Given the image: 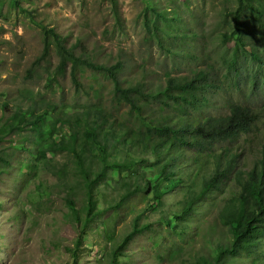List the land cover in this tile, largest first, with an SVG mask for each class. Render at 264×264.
Instances as JSON below:
<instances>
[{"label":"rangeland","instance_id":"1","mask_svg":"<svg viewBox=\"0 0 264 264\" xmlns=\"http://www.w3.org/2000/svg\"><path fill=\"white\" fill-rule=\"evenodd\" d=\"M114 2L0 0V156L7 160L6 164L0 159V264H195L198 258L211 260L218 246L229 243V228L221 224L218 213L226 199L238 191L234 176L224 181L218 191L213 190L196 201L188 222L176 224L180 228L185 226V233L176 235L167 221H173V214L185 200L197 195L199 181L194 180V185L188 188L190 182L185 179L173 190L164 192L156 207L151 201L152 194L144 197L141 192L127 194L120 186V181L129 178L139 166L124 170L109 167L99 186L102 193L97 201V216L75 249L82 228L65 203V195L73 193L77 205L83 208L86 195L78 183L79 177L70 168V182H67L72 188L64 189L59 185V175L49 173L41 162L29 163L31 144L25 137L31 131H10L5 124L16 105H26L21 98L24 95L50 97L56 103H64L69 112L75 109L82 112L89 104L100 103L118 119L126 120L132 129L144 122L161 123L163 118L164 125L173 123L174 128L197 124L207 117L227 115L229 105L234 102H248L256 111L261 108V102L257 103L262 100L260 93L252 100L248 93L249 83L264 73V63L259 66L231 38L238 0ZM252 3L264 13V0ZM246 13L242 19L246 50H255L264 59V15L259 17L253 7ZM145 21L151 24V29L157 25L158 34L147 31ZM45 29H52L64 39L67 48L87 54L93 63L110 65L121 61L123 66L117 76L123 87L142 83L146 92L156 95L166 87L168 78L182 81L194 78L202 70L209 73L213 86L207 90L206 103L205 93L199 97L197 110L171 98L168 108L150 96L142 113L131 111L125 102L119 104L113 100L112 80L102 71L89 67L81 70L84 92H75L68 67L64 76L54 80L50 90L45 84L50 76L49 62L43 60L34 65L45 41L50 44L47 57L50 65L57 62L53 39L44 35ZM235 56L239 57L237 76L228 69V62ZM28 69L32 71L28 73ZM6 102L8 110L3 107ZM178 105L183 106V112L177 110ZM56 127L62 134L67 126ZM263 139L264 111L261 110L260 120L249 133L240 135L234 142L216 143L213 151L217 155L240 148L241 159L236 162L235 170L251 169ZM48 155L56 156L59 163L67 159L66 152L49 151ZM194 156L186 150L184 160L175 167L177 176L182 175L183 180L187 173L201 170L200 167H206L210 173L214 168L212 158L203 156L193 162ZM68 165L72 166V162ZM141 170L153 176L154 169L149 165L141 166ZM84 215L81 213L82 218ZM133 230L136 232L115 255L114 251ZM255 259L264 261V242L260 243L257 254L242 253L228 262L250 264Z\"/></svg>","mask_w":264,"mask_h":264},{"label":"trees","instance_id":"2","mask_svg":"<svg viewBox=\"0 0 264 264\" xmlns=\"http://www.w3.org/2000/svg\"><path fill=\"white\" fill-rule=\"evenodd\" d=\"M110 2L115 4L114 0H110ZM252 2L253 0H238V7L233 14L235 30L232 31L231 38H234L238 49L247 52L250 58L261 66L264 59L259 53L255 50H246V40L242 29V19L247 16V9L253 7V12L259 17L264 15L262 11L254 8ZM150 25L145 21L147 31L158 34L157 25H154L153 29L150 28ZM43 32L45 36H50L53 39L57 62L50 65V61L47 59L50 44L45 41L42 53L34 65L40 64L43 60L49 62L47 68H49L50 76L46 79L45 84L50 90L54 80L64 76L65 69L68 67L75 92H84L85 86L81 81V70L82 67H89L102 71L112 80L113 100L119 104L125 102L130 105L131 111L142 113L144 104L149 102L150 96L157 98L168 108L171 107V103L168 102L171 98L178 104L187 103L197 110L199 109L198 104L201 103L199 97H204L205 93L206 103L207 90L211 85L213 86L209 73L202 70L197 71L194 78L182 79V81L168 78L166 87L156 95L146 92L142 83L123 87L117 76V71L123 66L121 61L110 65L93 63L87 54H77L73 47L67 48L64 39L52 29H45ZM238 58L235 56L228 62V69L234 71L236 76L239 74ZM31 71L32 69H28V73ZM249 84V99L252 100L259 93V96L262 97L261 101H257V103L261 102V108L258 111L248 102L245 104L234 102L229 105L227 115L207 117L203 122L193 125L184 124L175 128L172 127L173 123L164 125L163 122L166 119L163 118L161 123L144 122L137 124L139 126L137 129H132L126 125V120L118 119L100 103H91L82 112H78V109L69 112L65 109L66 106H63L64 103H56L50 97L36 98L28 95L21 97L26 101V105L22 107L16 105L12 109L14 112L5 124L9 126L10 131L11 129L14 131L29 129L31 131L30 135L25 137L28 140L27 143L31 144L28 148L31 156L29 163L41 162L49 173L59 175V185L64 189L72 188L71 183H68L70 182L68 179L70 168L75 176L79 177L78 183L84 187L86 195L83 208L77 205L73 193L65 195V203L70 207L76 224L82 228L75 249L80 246L86 228L97 216V201L102 193L99 186L103 184L109 167L124 170L136 169L139 166L129 178L125 177L120 181V186L127 191V194L141 192L143 197L152 194L151 201L156 203V207L157 203L162 201L164 192L173 190L185 179L190 182L187 185L188 188L194 185V180L199 181L197 195L185 200L181 209L173 214L172 219L175 223L171 220L167 221L172 232H175L176 235L185 233V226L180 228L176 224L188 222V217L191 216L196 201L205 198V195L213 190L218 191L224 181L230 176H234L238 191L226 199L218 213L221 224L229 228V243L216 248L214 251L216 256L211 259L212 261L205 258H198L195 261V264H231L228 260L232 258L236 260L242 253H246L248 256L257 254L260 243L264 242V139L260 143L262 148L258 159L251 169L240 167L235 170L236 162L239 163L241 159L240 148L233 151L224 150L222 154L217 155L213 151V146L216 143L234 142L240 135L249 133L256 122L260 120V112L264 111V73L256 76ZM3 107L8 110V103H4ZM183 109V106L178 105V111L183 112ZM57 124L67 126L64 133H60L56 127ZM186 150H190L196 155L192 158L193 162L203 156L212 158L215 163L212 172L210 173L206 167H200L201 170L187 173L184 180L182 175L177 176L175 167L181 163V160H184ZM49 151L66 152V161L59 163L56 156L48 155ZM118 156L121 157L120 160L116 159ZM153 156L154 163L152 162ZM0 159L7 164L5 158L0 156ZM68 162H72V166L68 165ZM144 165H149V168L154 169L152 177L141 170V166ZM141 182L143 184L140 187ZM125 197L126 195H124ZM151 201L149 200V202ZM110 208H113V205H110ZM81 213L85 214L83 218ZM135 232L136 230H133L124 238L121 245L114 251L115 255L121 252L130 236ZM263 262L255 259L250 264Z\"/></svg>","mask_w":264,"mask_h":264}]
</instances>
